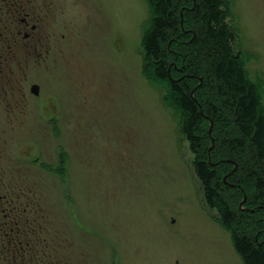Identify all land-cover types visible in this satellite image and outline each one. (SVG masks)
Segmentation results:
<instances>
[{"label": "rangeland", "instance_id": "obj_1", "mask_svg": "<svg viewBox=\"0 0 264 264\" xmlns=\"http://www.w3.org/2000/svg\"><path fill=\"white\" fill-rule=\"evenodd\" d=\"M224 1L264 111V0ZM150 19L147 0H0V264H244L146 71Z\"/></svg>", "mask_w": 264, "mask_h": 264}, {"label": "trees", "instance_id": "obj_2", "mask_svg": "<svg viewBox=\"0 0 264 264\" xmlns=\"http://www.w3.org/2000/svg\"><path fill=\"white\" fill-rule=\"evenodd\" d=\"M147 1L151 19L143 39L146 71L165 85L168 104L179 112L208 207L231 232L242 262L264 264V111L256 87L234 55L225 1ZM171 57L182 69L176 64L170 70ZM209 120L215 121L212 138L217 145L211 152L206 151ZM240 199H245L243 211Z\"/></svg>", "mask_w": 264, "mask_h": 264}, {"label": "water", "instance_id": "obj_3", "mask_svg": "<svg viewBox=\"0 0 264 264\" xmlns=\"http://www.w3.org/2000/svg\"><path fill=\"white\" fill-rule=\"evenodd\" d=\"M33 91L36 92V93L38 94V91H39V90H38V87H34Z\"/></svg>", "mask_w": 264, "mask_h": 264}]
</instances>
